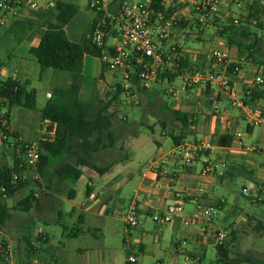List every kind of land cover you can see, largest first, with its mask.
Returning <instances> with one entry per match:
<instances>
[{
	"label": "crops",
	"instance_id": "crops-1",
	"mask_svg": "<svg viewBox=\"0 0 264 264\" xmlns=\"http://www.w3.org/2000/svg\"><path fill=\"white\" fill-rule=\"evenodd\" d=\"M174 1L175 4L170 6L173 10L172 16L178 22H181V24L172 32L168 39L162 42L165 57H167L165 48H169L175 42H179L182 51L176 53L180 54L178 58L188 55L195 67H204L203 64H205V66L209 65V68L203 71L208 73L217 72L218 68L211 65L208 59V54L213 50L214 46L208 52H202L191 47L185 48L184 46L190 43V41H186V38L191 34L194 35V41H202L201 39H203L204 42H207L213 37L202 31V25L197 23L198 28L195 25L194 21L196 20L202 22V16L196 13L198 10L194 7V0ZM120 2L121 0H113L111 5L112 10H117ZM234 3V0H222L219 5H222L220 11L218 10V6L216 11L212 12L209 16L214 15L218 11L226 15L238 14L239 12H233L232 7ZM26 13L27 9L23 8L20 19H37L35 15L27 16ZM196 15H199L200 18ZM97 18L92 20L91 28ZM216 19L218 20L217 17ZM203 20L205 21V18ZM183 23H187V26L182 27ZM180 30L181 32L178 36ZM4 32L6 33V31ZM45 32L46 29L37 24L27 34L21 45L16 49V62L7 70L8 72L5 74L7 78L3 81L15 78L22 84L29 82V87L33 86V76L37 71V61L31 54V50L40 45ZM66 32L68 38L75 43L86 41L90 36V30L84 34L83 30L75 25H67ZM2 33L0 32V37ZM114 43L115 35L112 33L106 39L108 51H112ZM213 43L215 44L216 42L213 41ZM218 44L219 46L223 45L222 42ZM221 49L230 51L232 64L241 62V72L233 77L231 76V84L239 91L240 102L238 106H232L233 109H220L224 101H228L232 105L229 93L222 90L220 86L206 85L200 88L183 90V76L180 77L182 84L179 90L174 88L176 81L169 83L162 79L150 89L145 90L146 101L158 102L157 117L159 120L157 119V124L161 128L162 137L170 135L171 130L174 133L172 135L173 141L174 138L181 139L179 145L200 141L210 142L212 148L207 154L218 165L217 171L205 177L202 176L203 165L201 162H197L192 167L184 166L181 159L173 156V153L179 146L175 142L174 148L168 153L163 154V138L155 141L158 148L157 156L153 157L155 158L153 164L158 165V170L156 171L151 166L143 169L130 167V165L124 163L125 161L128 162L130 158L128 156L124 158L121 154H118L116 151L117 147L115 146L109 149L110 151L107 150L95 158L96 163L103 162L102 164L116 161L109 172L100 175L91 167L86 166L82 169L83 175L81 178L85 175L88 177L89 183L87 189L90 187L91 194L95 195L92 199L90 198L91 194H86L84 200L79 203L76 202L78 191L75 188V182L79 180H68L65 182L59 180L57 186L66 185L68 188L67 191L60 193L56 189H51L50 185H47L46 190L42 192L37 191L40 188L37 189L36 184L31 187L36 191L35 195L40 201V207L32 210L28 218L24 217V221L18 228V233L20 234V238H18L19 246L16 247L18 255L25 257L27 261H38L43 264H130L129 257L133 253L137 257H139L138 254L143 256L141 259L138 258L139 264H149L150 261H155L156 264H166V259L170 258V256H173L177 260V257L180 255L185 256L189 254L194 259H198L196 264L203 263V259L205 258L204 250L209 246L217 248L212 232L226 228L217 227V217L208 226V233L204 235L199 233L200 223L192 222L190 226H187L184 220L186 218L192 219L197 203L217 207L219 211L224 210L228 204V199L225 196L217 197V193L220 190H224L225 184L228 181H234L238 176H244L243 185L251 181H264V160H262L264 158V132L259 133L255 141H251L257 127H263L264 125H251L245 115V110L249 108L264 110V87H256L254 85V78L259 73L251 63H243V58L238 59L235 48L228 46ZM201 53L206 56L204 57V63H201L197 55ZM165 62L167 63L166 67L171 68L167 59ZM246 68H248L247 71ZM103 71V61L100 58L91 55L85 56L83 64L84 80L79 94L82 102L97 105L102 100H108L116 94V84L120 83V75L114 71L105 70V77L101 78ZM226 75L229 77V73H226ZM42 77L53 84V91H47L45 94L47 99H49L47 96L49 93L54 94L57 89L67 87L71 83V75H67L61 70L53 71L52 73L44 72ZM159 83L163 89L165 85H168L164 90L171 93L173 95L172 98L168 99V97H164L160 93L157 94L161 90L158 86ZM175 92L177 93L176 95H174ZM109 94L110 97L107 98ZM12 108L9 101L0 100L1 114L10 115ZM216 108L218 109L217 112ZM112 109L113 107L110 109L111 112H113ZM176 111L190 116L191 125L187 129L183 128L182 130L181 124L174 115ZM172 116L175 118L174 124H171L172 128L166 126L164 124L165 121L160 122L162 119L165 120ZM28 120V116L25 115L22 121L26 124ZM244 123L247 125L246 130L243 129ZM9 124L14 131L28 140L17 127L11 125V115L9 116ZM154 127H156V124ZM154 127L152 131L155 130ZM117 128L115 126L114 131L119 135L120 132ZM188 133L194 135L192 141H188ZM238 134H241V136L238 137ZM127 139L130 142L133 141V137L129 136ZM117 144L122 146V144H119V141ZM105 154H109L111 159L104 157ZM221 164H225V167ZM220 173H223V175ZM26 175L25 180L34 183L33 173L28 172ZM41 177L43 181V176L41 175ZM134 181H138V184L130 194L128 191L129 186ZM172 186L183 192L185 198L177 200L171 190ZM136 192H138L137 196L139 198L138 213L140 220L142 214L151 218L155 213H163L169 205H172V201L174 203L181 202L184 205L185 212L176 221L171 223H156V227L148 223L147 220L141 221L140 226L129 233L125 217L132 205ZM69 195H72L73 198L69 199ZM18 197H20V194ZM6 199L2 205L9 210L10 216L8 218H10L12 214L7 206ZM16 199L14 197L15 203ZM222 199H225L226 202L222 203ZM64 202L70 203L67 209L62 208ZM44 209L54 210L52 213H57L60 219H70L74 228L71 230L67 225L61 224L58 220H51L50 223L60 226L62 232L53 230L51 234H48L43 229L37 228L33 233L35 239L28 238L27 234L31 232L30 229L33 231V227L37 222L45 221L44 223L48 224V214L50 213L47 211V214L43 217L42 212H45ZM260 221L262 220L256 216L247 215L238 224H233L230 228H227L232 231V237L229 241L231 248L237 243L240 234H245V224L252 222L249 225L252 226L251 224L254 223L256 227V224ZM90 235L96 238V242L100 243L101 247L94 250V248L77 246L75 252L79 256L78 260H75V262L70 261L68 254L70 244ZM6 236L9 238L8 235ZM35 243L39 247L35 246ZM179 244L184 248L183 253L180 254L175 251V248ZM10 246L13 248L12 245ZM188 247L191 250H188ZM86 251L90 252L85 254ZM11 253L12 250L10 251V257Z\"/></svg>",
	"mask_w": 264,
	"mask_h": 264
},
{
	"label": "rangeland",
	"instance_id": "rangeland-1",
	"mask_svg": "<svg viewBox=\"0 0 264 264\" xmlns=\"http://www.w3.org/2000/svg\"><path fill=\"white\" fill-rule=\"evenodd\" d=\"M69 3L75 4L79 6V12L78 14L68 23V25L76 26L79 29H82L84 34L88 32V30H91V24L92 20L97 18L98 15L94 13L87 5L86 0H67ZM222 1V0H220ZM235 1V0H234ZM245 7L240 10L237 5L233 4V12H239L238 14H230L226 15L223 14L220 11L215 13L212 16H208L205 18L204 22H200L201 28H203V32H206L207 35H212L213 37L211 40L215 41L217 45L213 43V41L208 40L207 42L202 41H194V35H190L187 37L186 41H190L189 44L184 45L185 48H195L202 52H208L210 48L212 49H221L222 47H228L229 41L227 37H230L232 40L233 45L231 48H235L237 51V57L238 59H244L243 63H251L253 67L256 68V71L259 73L258 75H264V0H246ZM259 3L262 6L256 7V11L259 10L261 14H259L257 19H260V21L263 24V29H260L257 26V19L249 17L250 14H256V11L253 10V12L250 11L251 5L252 7H255V3ZM249 3V4H248ZM24 9H27V16L35 15L38 10H30L27 6L23 7ZM42 9V8H41ZM39 9V10H41ZM246 9H248L246 11ZM252 10V9H251ZM198 18L199 15H196ZM218 18V20L216 19ZM249 17V18H248ZM20 18V17H19ZM231 19L239 20V23H236V29L228 34V36H221L220 31L223 30L224 27L230 26ZM242 21V23H240ZM196 23L195 25L198 28L197 20L194 21ZM11 25L3 28L0 30V32H3L0 37V66L6 68L7 70L12 67L16 62V49L21 45V42L18 43L16 41V38L13 35H6L4 31H7L10 28ZM67 27V26H66ZM182 30V29H181ZM178 33V36L180 35V32ZM243 30L247 33H250L251 35L244 36ZM253 34L257 35L254 36ZM219 42H222L223 45L219 46ZM239 44L241 46H239ZM182 51L179 42H175V44L171 45L169 48H165V53L167 55L166 59L167 62L171 65V67L174 65V60L176 56H179L180 54H176L177 52ZM229 51V50H228ZM230 53V51H229ZM193 55V54H189ZM199 56V59L201 60V63H204V57L205 54H197ZM231 56V54H230ZM232 60V56H231ZM241 61V60H240ZM211 62V61H210ZM37 71L36 74L33 76V86L29 87V90H36L37 93V107L34 110L25 109L19 106H14L11 111V125L13 127H17L20 132L28 138V141L35 142L37 140V130L38 125L41 122V111L42 109L49 103V99L46 98V92L47 91H53L52 87L53 84H51L50 81L45 80V78L40 76V66L37 63ZM211 65L212 62H211ZM204 67H195V70L197 71H203L209 68V65L203 64ZM248 68H246V71ZM53 71H59L54 69L46 70L48 73H52ZM63 73H66L67 75H71L69 72L62 71ZM47 75V74H46ZM7 75H0V80H6ZM231 81V76L228 77ZM120 84L122 83V78H119ZM182 84V80L178 78L176 80V83L174 84L175 89H180ZM159 88L161 90L157 92V94H161L164 97L172 98L173 95L171 93H168L167 90H164L167 88L168 85H165L164 89L162 88L161 84H158ZM65 88V87H64ZM131 96V97H130ZM107 98H109L107 96ZM124 100L122 101L121 100ZM107 100V99H105ZM121 100V102H120ZM112 111L117 114V121L115 123V126L118 127V131L120 132L119 135H117V132L114 131L115 140L116 143L119 141L120 145H116V151L118 154H121L124 158L128 156L130 160L124 163L130 165L132 168H147L153 165L155 162V156H157V145L156 140H162L163 142V154L168 153L172 148H174V141L172 135L174 134L173 131L170 130V135L166 137H162L161 134V128L157 124V112L159 109L158 102H148L145 100V91L136 92L134 96L132 94L126 95L123 93L121 97L119 98V101L114 102ZM221 110H227V109H233L232 105L228 101H224L220 107ZM6 112V111H3ZM9 112V111H7ZM28 116L29 120L28 123H23V117ZM175 118L168 117L165 120L164 124L166 126H169L172 128V125L174 124ZM159 120V119H158ZM156 124V127L154 125ZM172 124V125H171ZM154 127V131H152ZM247 125L244 123L243 129L246 130ZM181 128L183 130V126L181 125ZM264 132V126L263 127H257L255 135L251 139V141H255L256 138H258L259 133ZM177 134V133H176ZM133 137V141H128L127 137ZM188 141H192L194 139V135L188 133L187 134ZM10 143H13V139L8 140ZM110 151V150H109ZM104 157L110 158L109 154H105ZM158 158V157H156ZM262 159V158H261ZM264 160V158L262 159ZM73 161V158L71 155L64 156L60 159H57L54 161L52 165H50L46 169V173L43 175V181H42V187L41 190H37L38 192H42L46 190L47 185H50L51 189H56L57 191L63 192L67 191L68 188L66 185L63 186H57L59 183V179L57 178L55 174V169L64 163ZM12 163L13 162V149L11 146L4 142L2 131H0V166L4 163ZM108 162V161H107ZM103 162H98V164H102ZM138 181H134L130 183L129 186V192L131 194L132 190L137 187ZM89 183L88 177L85 175L83 178H81L78 182H75V188L78 191V197L76 198V202L79 203L82 200L86 198L87 194V186ZM244 176H238L236 180L234 181H228L225 184L224 190H220L217 193V197L225 196L228 199V204L226 208L222 211H218V220H217V227L218 228H230L233 224H238L244 216L251 215L256 216L259 219L262 220L264 223V205L262 204H253L248 198H246L243 195V187H244ZM30 189H27L20 193V197H24L29 193ZM7 206L11 210V217L6 220L5 226L1 228L0 230V243H2L4 240H7L8 245H12L13 248H9V250H12L11 257L9 258H2L0 257V264H22L24 262H28L25 257H21L16 253V247H18V238H20L19 227L21 223L24 221V217H27L30 215L29 213H21L18 211H14L13 207L15 205L14 198H7L6 199ZM69 202H64L62 205L63 209H67ZM172 204L174 201H172ZM45 212H42L43 217L47 214V211H49L50 214H48V224L44 223L45 221H39L36 223V227H33L31 232L27 234L28 238H31L32 240L35 239L33 233L37 228L43 229L48 234H51L53 230H57L58 232H62V228L60 226H57L55 224L50 223L51 220H58L61 224L67 225L71 230L74 228L72 222L70 219H60L58 217L57 213H52L54 210H47L44 209ZM37 212V210H36ZM34 212V213H36ZM38 213V212H37ZM25 218V219H27ZM147 220L148 223L152 225H156V222L153 221L152 218H149L147 216H144V214L141 215V221L144 222ZM176 221V220H175ZM252 222H249L245 224V234L241 233L237 243H235V246L231 248L230 250V257L235 260H240L242 264H264V229L260 232L255 226L254 223L249 224ZM254 226V227H253ZM156 227V226H155ZM9 238H7V236ZM96 238L92 235L80 239L78 242H73L70 244L68 248V254L70 261L78 260V255L75 252V248L77 246H83L88 248H94V250H97V248H100L101 244L96 242ZM22 244V243H21ZM35 246L39 247L38 244L35 243ZM91 250V249H89ZM188 250H191V248L188 247ZM90 251H86L85 254H87ZM205 258L203 259L202 264H223L220 261L218 251L216 247L209 246L205 250ZM133 254V253H132ZM131 254V255H132ZM138 258H142L143 256L138 254ZM186 262V258L184 255H180L177 257V260L173 256H170V258L166 259V264H184ZM189 264H196L193 259L188 261ZM149 264H156L155 261H150Z\"/></svg>",
	"mask_w": 264,
	"mask_h": 264
},
{
	"label": "trees",
	"instance_id": "trees-1",
	"mask_svg": "<svg viewBox=\"0 0 264 264\" xmlns=\"http://www.w3.org/2000/svg\"><path fill=\"white\" fill-rule=\"evenodd\" d=\"M250 11H256V7L262 6L255 3ZM43 10V11H42ZM45 10V11H44ZM42 11V13H40ZM79 11V7L69 3L67 0H58L53 8L38 10L35 14L37 19L24 20L15 19L10 28L6 31V35H13L18 43L22 42L27 34L37 25L44 27L46 32L37 48L31 50V54L35 57L40 66V76L49 69L66 71L71 74V83L65 88L57 89L49 103L42 109V119H48L57 125L56 135L53 141L42 142L40 144L41 159L38 164V171L43 176L46 169L54 163L55 160L64 156L71 155L73 161L59 165L55 169V174L61 182L68 180L78 181L83 175L82 169L86 166L93 168L100 175H104L111 170L115 162L104 165L95 162V158L99 157L105 151L114 148L116 145L114 129L117 121V114L111 112L114 102L119 101L124 91L120 83L116 84V94L108 100H102L97 105L87 104L80 100L79 94L84 80L83 64L86 55H91L100 58L103 61L104 53L108 50L106 47H98L92 40V32L98 21L95 20L90 33L89 39L81 43L72 42L66 32V26ZM172 8L166 12L167 17H171ZM199 15L204 14L202 11L196 12ZM261 14L259 10L256 14H250L251 18H258ZM248 17V18H249ZM257 26L263 29V24L260 19H257ZM200 24V21H197ZM231 25L224 27L220 31L221 36L228 34L236 29V19H231ZM239 23V20H238ZM242 23V21H240ZM178 27L181 22H178ZM187 23H183L182 27H186ZM244 36L251 35L243 30ZM257 37V35L253 34ZM230 47L233 45L230 37H227ZM106 43V40H105ZM239 46H241L239 44ZM113 54V51H110ZM166 60V57L164 58ZM104 71H112L108 63L103 61ZM233 67V68H232ZM233 69V70H232ZM104 71L101 78H104ZM197 71L191 63L188 55H183L175 59L174 65L169 68L165 67L160 73L163 81L174 83L178 78L182 77L185 72ZM216 72V71H214ZM234 66L228 68L230 76H235ZM29 82L22 84L15 78H10L7 81L0 80V100H7L10 106H19L25 109L34 110L37 107V91L29 90ZM141 92L145 90H139ZM110 97V94L108 95ZM131 97V96H130ZM177 121L187 129L190 125V116L188 114L176 111L174 113ZM9 114H4L5 119L9 124ZM8 128V129H9ZM8 134V139L23 138L19 133L14 131L9 135V130L4 129ZM181 139L174 138L176 145L180 144ZM4 142L9 144L13 149L12 164L4 163L0 166V229L4 226L6 219L10 216L9 210L2 204L6 198H17L13 207L14 211L21 213H29L40 207V201L36 197V191L31 188L36 184L37 188L42 187L40 182L34 181L31 183L20 178L14 180V174H22L26 170V153L25 143L16 142L14 144L7 140ZM117 144V143H116ZM30 189L29 193L24 197H18L23 191ZM90 187L87 189V194L90 195ZM73 196L69 195V199ZM258 230L263 231L264 223L262 221L256 224ZM0 245L4 249H0V257L9 258L10 252L7 249L8 243L4 240ZM231 244L228 242L225 245L217 246L220 261L223 264H242L240 260H235L230 257ZM130 263V262H129ZM132 264V263H130Z\"/></svg>",
	"mask_w": 264,
	"mask_h": 264
},
{
	"label": "built area",
	"instance_id": "built-area-1",
	"mask_svg": "<svg viewBox=\"0 0 264 264\" xmlns=\"http://www.w3.org/2000/svg\"><path fill=\"white\" fill-rule=\"evenodd\" d=\"M88 7L98 15V21L92 32V40L98 47H106L105 40L110 34L115 35V43L112 45L113 54L106 51L103 61L108 63L110 69L120 75L122 78L121 86L129 95L134 94L138 90L150 89L155 83L161 80L160 73L167 66L165 55L162 48V42L168 39L172 32L178 27V20L171 16L167 17L166 12L170 6L175 4L174 0H121L117 10H112L113 0H86ZM58 0H0V30L9 26V24L20 17L21 10L27 6L30 10H39L41 8L49 9L55 7ZM220 0H194V7L198 11L204 12L201 21L208 17L220 5ZM237 7L242 10L245 7L246 0H235ZM238 23V20H236ZM178 58V56H176ZM208 59L214 67L218 68L217 72L205 71H188L183 75V90L188 88H200L206 85H217L222 90L229 93L232 106H238L239 91L231 84L228 78L229 66H234L233 73L241 72V62L232 64L231 56L226 49H213L208 54ZM7 69L0 66V75L7 74ZM256 87H264V75H257L254 78ZM177 93L175 92L174 95ZM48 98H52L49 93ZM216 112L218 109H215ZM245 115L253 126L264 125V110H245ZM8 127V122L4 115L0 113V131H2L3 139H8V134L4 129L9 130V135L14 133L12 128ZM57 125L48 119H41L37 130V140L35 142H26L23 138L13 139V143L26 142V170L20 174H14V180L20 178L25 179L28 172L33 173V181L42 183V177L38 171L41 153L40 144L42 142L53 141L56 135ZM241 134H238L240 137ZM210 142L200 141L196 143H183L173 153V156L181 159L186 167H192L197 162L203 165L202 176H210L217 171L218 165L207 154L211 150ZM225 167V164H221ZM151 168L156 171L158 165L153 164ZM223 175V173H220ZM173 195L177 200L185 198L183 192L171 187ZM138 192L132 201L131 207L125 217V222L129 233L138 228L141 220L138 213ZM243 195L253 204L264 205V181L248 182L243 187ZM95 195L91 194L90 198ZM222 203L226 202L222 199ZM219 209L214 206H206L197 203L192 215V219L186 218L185 224L190 226L192 222L200 223V234L208 233V226L212 224L218 217ZM185 212L184 205L181 202L169 205L163 213H155L152 219L156 223H171L179 218ZM216 246H222L228 243L232 237V231L228 229H220L212 232ZM11 246L8 245L9 250ZM0 249H4L0 245ZM184 248L179 244L175 251L183 253ZM186 262L193 259L195 263L197 258L191 255H185ZM129 262L139 264L138 257L132 254ZM22 264H43L38 261H28Z\"/></svg>",
	"mask_w": 264,
	"mask_h": 264
}]
</instances>
